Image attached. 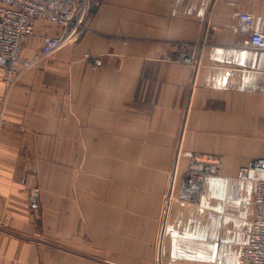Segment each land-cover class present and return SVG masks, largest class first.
<instances>
[{
  "label": "crops",
  "instance_id": "1",
  "mask_svg": "<svg viewBox=\"0 0 264 264\" xmlns=\"http://www.w3.org/2000/svg\"><path fill=\"white\" fill-rule=\"evenodd\" d=\"M242 13L264 32V0H104L12 87L0 68V264H238L255 184L237 173L264 158V50L240 44ZM59 30L38 23L24 56ZM194 153L222 158L199 193ZM33 168L55 186L39 226Z\"/></svg>",
  "mask_w": 264,
  "mask_h": 264
},
{
  "label": "built area",
  "instance_id": "2",
  "mask_svg": "<svg viewBox=\"0 0 264 264\" xmlns=\"http://www.w3.org/2000/svg\"><path fill=\"white\" fill-rule=\"evenodd\" d=\"M104 0H0V68L4 79L12 87L18 78L32 65L67 44L78 41L88 28L94 7ZM59 27L56 35L44 38L42 51L32 59L24 56L23 48L28 38L35 33L40 22ZM239 33L247 37L240 41L243 47L264 50V32L254 29V16L250 13L239 15ZM190 44H179L175 61L191 63ZM93 64L100 65L98 57L86 56ZM221 167L220 158L209 154L194 153L185 174L187 189L197 192L201 182ZM241 180H252L255 184V198L251 227L238 264H264V158L250 160L237 173Z\"/></svg>",
  "mask_w": 264,
  "mask_h": 264
},
{
  "label": "rangeland",
  "instance_id": "3",
  "mask_svg": "<svg viewBox=\"0 0 264 264\" xmlns=\"http://www.w3.org/2000/svg\"><path fill=\"white\" fill-rule=\"evenodd\" d=\"M209 155H212L214 158H220L221 164H222L221 156H218L215 154H209ZM190 164H191V157H190ZM220 171H221V167L217 173H211L206 177L219 175ZM32 172H33V181L32 182L27 181V183L25 184L27 192H28L26 193L25 202L27 205V209H29L31 212L30 214L32 215V222L36 224L37 226H39V224H41L40 222L42 219V211L44 210V208H46V205L48 203L51 205V203L48 201H51L52 203L56 202L55 194H54L55 186L50 183L41 185L38 181V177L36 176L37 170L33 168ZM199 191L200 189L197 190V193H199ZM33 241L37 242V240L35 241V239ZM55 243L56 242L52 240V238L50 237L49 245L55 246Z\"/></svg>",
  "mask_w": 264,
  "mask_h": 264
}]
</instances>
